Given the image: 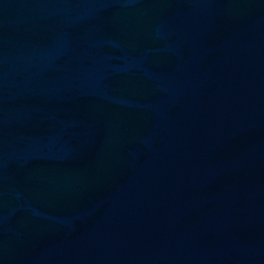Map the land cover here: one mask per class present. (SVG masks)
<instances>
[{
    "label": "water",
    "instance_id": "obj_1",
    "mask_svg": "<svg viewBox=\"0 0 264 264\" xmlns=\"http://www.w3.org/2000/svg\"><path fill=\"white\" fill-rule=\"evenodd\" d=\"M0 264H264V0H0Z\"/></svg>",
    "mask_w": 264,
    "mask_h": 264
}]
</instances>
